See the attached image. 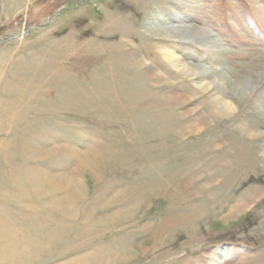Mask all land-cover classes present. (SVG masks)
<instances>
[{"label":"rangeland","instance_id":"rangeland-1","mask_svg":"<svg viewBox=\"0 0 264 264\" xmlns=\"http://www.w3.org/2000/svg\"><path fill=\"white\" fill-rule=\"evenodd\" d=\"M0 264H264V0H0Z\"/></svg>","mask_w":264,"mask_h":264},{"label":"bare ground","instance_id":"bare-ground-1","mask_svg":"<svg viewBox=\"0 0 264 264\" xmlns=\"http://www.w3.org/2000/svg\"><path fill=\"white\" fill-rule=\"evenodd\" d=\"M184 29H185V28H184ZM182 32H183V31H182ZM184 32H185V31H184ZM168 61H169V60H168ZM202 69H203V68H202ZM205 72H206V69H203V71H201L200 73H201V74H205ZM184 73H185V72H184ZM200 73H199V74H200ZM206 73H208V72H206ZM201 74H200V75H201ZM19 89H20V88H19ZM18 91H19V90H18ZM21 91H22V90H21ZM19 93H20V92H19ZM22 93H23V92H22ZM29 99H30V98H29ZM26 100H27V99H26ZM29 104H30V103H29ZM24 106H25V105H24ZM25 108H27V107H25ZM10 122H11V121H10ZM13 122H14V121H13Z\"/></svg>","mask_w":264,"mask_h":264}]
</instances>
